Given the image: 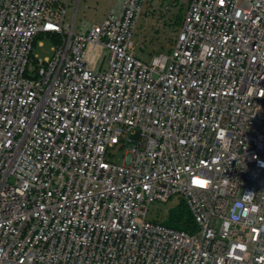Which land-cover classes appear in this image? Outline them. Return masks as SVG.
<instances>
[{
  "label": "built area",
  "instance_id": "built-area-1",
  "mask_svg": "<svg viewBox=\"0 0 264 264\" xmlns=\"http://www.w3.org/2000/svg\"><path fill=\"white\" fill-rule=\"evenodd\" d=\"M144 1L0 0V264H264V0H187L148 61ZM173 196L192 232L148 219Z\"/></svg>",
  "mask_w": 264,
  "mask_h": 264
},
{
  "label": "rangeland",
  "instance_id": "rangeland-1",
  "mask_svg": "<svg viewBox=\"0 0 264 264\" xmlns=\"http://www.w3.org/2000/svg\"><path fill=\"white\" fill-rule=\"evenodd\" d=\"M123 0H79L77 11L70 7L67 14V21L72 23L75 20V29L93 23L102 22L106 13L114 7L119 11ZM177 3H183L184 11L187 8V0H145L143 9L138 17L133 39L135 42V53L144 60H150L152 55L163 49H167L174 41L178 25L169 26L173 12L177 13ZM179 4V5H180ZM56 40L50 36H39L33 46V55L39 57L52 56V46ZM108 53L104 58V67L107 65ZM111 157L116 162H122L127 151V145H118L111 148ZM181 199L173 196L167 202L156 200L151 203L148 211V219L167 223L170 216L181 209Z\"/></svg>",
  "mask_w": 264,
  "mask_h": 264
},
{
  "label": "trees",
  "instance_id": "trees-1",
  "mask_svg": "<svg viewBox=\"0 0 264 264\" xmlns=\"http://www.w3.org/2000/svg\"><path fill=\"white\" fill-rule=\"evenodd\" d=\"M180 4V3H179ZM178 5V11L177 13L173 12L170 16L169 21L166 22L169 26H176L178 25V29L181 25V22L183 20V16L185 14V11L183 10V3ZM181 209L178 212H175L172 216H170V221L168 222V226H172L178 229L186 230L188 232H192L195 230V221L187 208L186 204L183 200L180 202Z\"/></svg>",
  "mask_w": 264,
  "mask_h": 264
}]
</instances>
